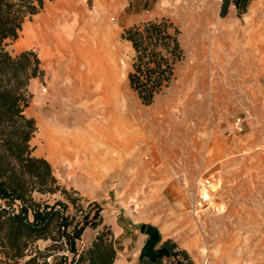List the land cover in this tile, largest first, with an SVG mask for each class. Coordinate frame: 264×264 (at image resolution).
I'll return each instance as SVG.
<instances>
[{"label": "rangeland", "instance_id": "374dc122", "mask_svg": "<svg viewBox=\"0 0 264 264\" xmlns=\"http://www.w3.org/2000/svg\"><path fill=\"white\" fill-rule=\"evenodd\" d=\"M55 1L44 0L43 8L25 18L17 39L6 47L11 54L32 49L39 57L42 75L29 81L32 96L25 110L37 127L30 141L32 153L46 158L60 185L76 191L80 199L72 205L56 193L50 200L66 202L77 220L90 203H99L103 221L113 231L119 262L140 264L139 248L147 238L143 223L157 228L160 242L169 236L195 264H264V58L257 48L264 39V11H248L247 6L240 15L232 12L212 52L209 46L208 55L198 61L192 55L197 52L193 33L199 22H208L205 13L219 6L217 0H77L74 12H79L69 21L74 29L71 43L45 45L43 26L40 43L18 47L24 24L31 25ZM154 3L156 7L144 11ZM64 14L54 15L51 24L58 27ZM161 17L180 27L184 57L175 65L170 85L144 105L128 86L132 49L120 33L124 27ZM233 27L240 29L234 33ZM212 38H201L204 48ZM70 79L84 93L77 105L82 108L96 99L103 107L108 93L107 105L123 125L121 132L111 129V136L114 132L117 140L131 135L136 141L129 148L136 156H127L126 165L113 168L123 169L119 182L111 177L110 187L96 196L78 172L70 171L66 155L50 158L40 148V121H51L64 134L75 133L71 136L88 128L93 139L89 125L105 121L100 112L85 118L74 109L67 125L53 119L64 117L58 104L66 100ZM93 91V99L85 97ZM150 180L159 188L148 187ZM96 233V228H85L77 249L89 246ZM46 243L38 242L40 247Z\"/></svg>", "mask_w": 264, "mask_h": 264}, {"label": "trees", "instance_id": "16d2710c", "mask_svg": "<svg viewBox=\"0 0 264 264\" xmlns=\"http://www.w3.org/2000/svg\"><path fill=\"white\" fill-rule=\"evenodd\" d=\"M249 1L222 0L219 14L232 4L240 15ZM43 5L44 0H0V264H114V234L99 203H90L77 220L66 202L50 200L58 193L72 205L80 201L76 191L60 185L50 162L32 153L37 127L25 110L32 96L29 81L42 75L40 60L32 49L11 54L6 46L17 39L25 18ZM180 36V27L165 17L122 29L120 38L132 49L127 83L142 104L150 105L170 85L184 57ZM87 227L97 233L89 246L77 249ZM39 241L47 243L40 247ZM159 242L155 261L140 264H195L172 239Z\"/></svg>", "mask_w": 264, "mask_h": 264}, {"label": "crops", "instance_id": "0c3cea01", "mask_svg": "<svg viewBox=\"0 0 264 264\" xmlns=\"http://www.w3.org/2000/svg\"><path fill=\"white\" fill-rule=\"evenodd\" d=\"M219 3V6H213V8L206 12L205 15L207 16L206 19L208 22H199L198 28H196L197 32L193 33V37H196V40H194L192 44V48L196 49L197 52L192 53L194 56V59L198 61L202 54L204 56L208 55V50L210 46V53L212 52L213 47L216 46V40L219 35L223 34V31L226 29V18L231 15L232 12H235V7L232 5V7L229 8L228 13L221 17L219 15V8H220V0H217ZM82 3V0H81ZM129 5V3L127 4ZM78 6L77 0H74L72 4L69 6L61 7L62 9H59L54 15H60L61 13L64 14V17L61 19V21H58V27H55L56 24H50L46 27L45 33H43L42 39L43 43L47 46H66L67 44L71 43V40L74 36V29L70 25L69 21L70 19H75L73 15L79 12L75 9ZM261 6V8L259 7ZM154 7H156V3L152 4L151 6L144 9L151 10ZM256 8L264 11V0H252L248 5V11L251 8ZM70 12V13H68ZM71 12H74L71 14ZM218 18L216 22H214V19ZM235 29L239 31V27H233V31L235 33ZM215 32V34H213ZM213 34V35H212ZM212 38V41H208V46L204 48V42L201 41V38ZM239 32L236 36V45H240L239 42ZM259 43H257V48L261 52L260 58H264V39H259ZM7 47V46H6ZM260 56V53L259 55ZM90 124V123H89ZM91 129L94 131V139L91 138V136H88L87 131L92 132L88 128H85L82 131H78L77 133V139L79 141L78 147L76 148L77 153H74L75 155H67L69 160H71V170L74 174V172H78L79 175L83 177L85 184V188L92 189L94 191V195L96 196V193L98 190H105L110 187L109 183L111 182L110 179L117 178V182L120 180V175L123 173L122 170H114V167H120L123 165H126L128 161H125L124 159L127 156H136V152L132 149L129 150V148L136 144L135 139H133L130 135V137L125 138H118L117 140L113 139L112 136H114V132L111 133L109 131L110 128H96L94 124L89 125ZM104 128V129H103ZM109 129V130H108ZM104 133V134H102ZM116 133V131H115ZM79 135V136H78ZM82 144V145H81ZM85 145V146H84ZM83 146V148H81ZM85 148V149H84ZM78 149V150H77ZM81 154V156H80ZM91 161V162H90ZM89 162V163H88ZM144 166V163H143ZM99 175V176H98ZM148 175V174H147ZM88 176V177H87ZM87 178V179H86ZM90 178V181L89 179ZM89 183V184H88ZM154 184V185H152ZM160 184L153 183V181H149L148 187L150 188H159ZM169 238V236H166V238ZM142 245L140 246V248ZM139 248V250H140ZM119 253L117 252V258L114 261V264H118ZM119 264H132L131 262L127 261H120Z\"/></svg>", "mask_w": 264, "mask_h": 264}, {"label": "bare ground", "instance_id": "6f19581e", "mask_svg": "<svg viewBox=\"0 0 264 264\" xmlns=\"http://www.w3.org/2000/svg\"><path fill=\"white\" fill-rule=\"evenodd\" d=\"M73 1L74 0H56L54 3L48 4L45 8V11L42 14L34 17V21L31 23V25L30 24H24L23 33H22L23 37L16 43V45L18 47L19 46L23 47L26 44L32 45L34 43L35 44L40 43V39H38V38H39V35H41L43 33V26H44V28H46V24H49V23L51 24V21L53 20L54 14H57L56 12L59 9H62L61 7L69 6L70 4H72ZM48 7L51 8V11H49ZM45 16H47V17H45ZM66 82L69 83V84H67V89H68L67 92H69V93H67V97L65 98L66 100H64L63 102L58 104L59 111H63L64 117L62 119H58L57 117L54 116V118H53L54 120H56L57 122L62 121L64 123L63 125H67L68 124L67 120H69L70 118L73 117V115L71 113V111L73 109L76 110L75 112H77L79 115H81V117H85V118L87 116L90 117V114L92 115V112H94V113L100 112L101 115L99 117H100V119L103 118L105 120L104 121L105 123L104 122L102 124L97 123L95 125L96 128H100V127L110 128L111 127V129H117L118 131L121 132V130L123 129V125L121 124L122 120H121V118L119 119L116 112L112 111L113 107H109L107 105V102L109 100L108 93H106V95L103 97V100H102L104 103V105L102 104L103 107H100V108L98 107L99 103L96 99L89 106L82 108L80 106H77L78 102H81L83 97H84L83 92L80 93L77 91L78 89L76 90V85H79L78 82H76L75 80H72V79H70V82L69 81H66ZM62 91L64 92L65 90H62ZM96 95L97 94L95 93V91H93V92H88V94L85 97H89L90 99H93V97H95ZM114 109H115V111L117 110L116 108H114ZM52 124L53 123L51 121L48 123H45V122L41 123V121H40V125H39L40 131L38 134V138L41 141H43V143L40 145L42 152L47 153V155L50 158H59V156H61V155H66V156L70 155V153L73 151V149L78 147L79 141L77 139V136H71V135H74L75 133L71 134V135L70 134H68V135L64 134L63 132L60 131V127L58 125L52 126ZM66 133H68V131H66ZM87 134L89 135V132H87ZM93 136H95V135H93ZM81 148H83V146ZM80 156H81V154H80ZM54 160H56V159H54ZM58 161H60V160H58ZM88 179L90 181V178H88ZM84 183L86 184V182H84Z\"/></svg>", "mask_w": 264, "mask_h": 264}, {"label": "water", "instance_id": "95a60500", "mask_svg": "<svg viewBox=\"0 0 264 264\" xmlns=\"http://www.w3.org/2000/svg\"><path fill=\"white\" fill-rule=\"evenodd\" d=\"M144 232L147 236L142 247L139 251V260L146 259L150 262L155 261L158 256L156 252V245L160 240V235L157 228L153 225L147 224L144 228Z\"/></svg>", "mask_w": 264, "mask_h": 264}]
</instances>
